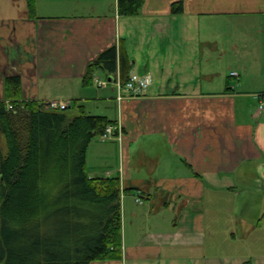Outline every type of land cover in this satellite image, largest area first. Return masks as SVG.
Wrapping results in <instances>:
<instances>
[{
    "label": "crops",
    "instance_id": "crops-1",
    "mask_svg": "<svg viewBox=\"0 0 264 264\" xmlns=\"http://www.w3.org/2000/svg\"><path fill=\"white\" fill-rule=\"evenodd\" d=\"M178 1L122 16L118 0H35L32 17L28 0H0V101L9 76L24 100L87 103L99 91L122 127L121 139L92 141L87 170L120 179L123 259L91 264H264V0H183L173 14ZM120 44L131 73L153 77L144 97L83 86Z\"/></svg>",
    "mask_w": 264,
    "mask_h": 264
},
{
    "label": "trees",
    "instance_id": "trees-1",
    "mask_svg": "<svg viewBox=\"0 0 264 264\" xmlns=\"http://www.w3.org/2000/svg\"><path fill=\"white\" fill-rule=\"evenodd\" d=\"M35 3L28 0L32 17ZM144 3L118 0V12L137 16ZM183 3H174L172 13L181 14ZM131 68L123 44L111 46L88 65L83 86H93L97 72L110 77L119 70L125 82ZM45 106L23 99L19 76L6 78L0 101V264L121 261L120 179L92 178L87 170L90 144L117 122L85 114L83 107L70 118Z\"/></svg>",
    "mask_w": 264,
    "mask_h": 264
},
{
    "label": "built area",
    "instance_id": "built-area-1",
    "mask_svg": "<svg viewBox=\"0 0 264 264\" xmlns=\"http://www.w3.org/2000/svg\"><path fill=\"white\" fill-rule=\"evenodd\" d=\"M231 76L238 77L237 72H232ZM94 85L97 88L105 89L110 84H114L117 90L116 99L120 102L126 98H141L146 95L149 88L153 84V77L150 74H139L132 72L130 73L128 79L125 82H122L120 75L117 74L113 76L112 80L102 79L97 75H94ZM258 105L257 112L259 116L264 121V93L259 94L258 96ZM73 105V101H59L54 100L46 104L45 108L50 110H60L64 111ZM8 108L11 109L12 106L8 105ZM123 132L120 125H111L108 126L104 134L101 136L102 140H111L114 138H122ZM136 202L143 203L142 198H136Z\"/></svg>",
    "mask_w": 264,
    "mask_h": 264
},
{
    "label": "rangeland",
    "instance_id": "rangeland-1",
    "mask_svg": "<svg viewBox=\"0 0 264 264\" xmlns=\"http://www.w3.org/2000/svg\"><path fill=\"white\" fill-rule=\"evenodd\" d=\"M101 77L106 76V74H104L103 72H99ZM97 88V87H96ZM100 89V88H98ZM98 95H95L91 98V100H89L87 103L86 102H81V100H78V102H75V100H73V105L71 107H69L68 109L64 110V112L70 117V118H74L78 115H80V107H83V110L85 112V114H95V115H103L104 113H106V109H105V101L99 100L100 98H102V92L97 93ZM86 101V100H85ZM2 146V150L4 151L5 147L4 144L2 142H0V149ZM141 198V197H140Z\"/></svg>",
    "mask_w": 264,
    "mask_h": 264
},
{
    "label": "water",
    "instance_id": "water-1",
    "mask_svg": "<svg viewBox=\"0 0 264 264\" xmlns=\"http://www.w3.org/2000/svg\"><path fill=\"white\" fill-rule=\"evenodd\" d=\"M111 80V78H109Z\"/></svg>",
    "mask_w": 264,
    "mask_h": 264
}]
</instances>
